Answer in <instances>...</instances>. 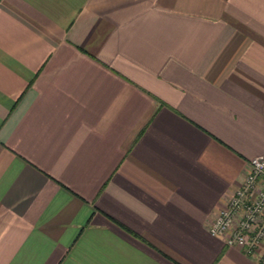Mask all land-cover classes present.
<instances>
[{"label":"crops","instance_id":"crops-1","mask_svg":"<svg viewBox=\"0 0 264 264\" xmlns=\"http://www.w3.org/2000/svg\"><path fill=\"white\" fill-rule=\"evenodd\" d=\"M262 154L264 0H0V264H262Z\"/></svg>","mask_w":264,"mask_h":264},{"label":"built area","instance_id":"built-area-1","mask_svg":"<svg viewBox=\"0 0 264 264\" xmlns=\"http://www.w3.org/2000/svg\"><path fill=\"white\" fill-rule=\"evenodd\" d=\"M238 188L216 209L208 234L243 247L264 264V154L251 156Z\"/></svg>","mask_w":264,"mask_h":264}]
</instances>
